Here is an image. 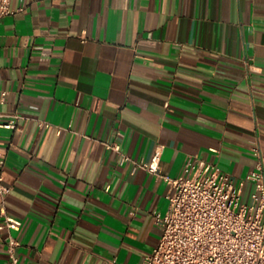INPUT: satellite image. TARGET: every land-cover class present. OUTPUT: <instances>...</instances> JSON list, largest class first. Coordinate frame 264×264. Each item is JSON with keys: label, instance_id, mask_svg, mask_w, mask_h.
Returning <instances> with one entry per match:
<instances>
[{"label": "crops", "instance_id": "obj_1", "mask_svg": "<svg viewBox=\"0 0 264 264\" xmlns=\"http://www.w3.org/2000/svg\"><path fill=\"white\" fill-rule=\"evenodd\" d=\"M11 7L0 19V112L20 119L0 135L11 188L0 223L23 221L24 263L143 264L172 184L136 162L159 149L171 178L194 156L237 181L264 163V0ZM253 191L247 182L245 201ZM8 233L0 264H10Z\"/></svg>", "mask_w": 264, "mask_h": 264}, {"label": "built area", "instance_id": "obj_2", "mask_svg": "<svg viewBox=\"0 0 264 264\" xmlns=\"http://www.w3.org/2000/svg\"><path fill=\"white\" fill-rule=\"evenodd\" d=\"M13 13L11 0H0V19ZM8 92L2 93V101ZM20 116L0 112L2 129H16ZM42 125L50 126L49 122ZM64 128L59 129V133ZM122 154V162L131 158L124 154L119 143L110 144ZM261 156V151L257 149ZM162 149L151 162H136L172 184L168 211H155L161 225L162 237L143 264H264V163L246 178L237 181L219 165L202 157H191L184 173L171 178L161 168ZM7 151L0 144V195L5 201L11 188L5 184L4 169ZM254 183L250 201L244 200V187ZM23 221L5 214L0 230H8L6 238L10 264H27L18 253L21 240L15 234Z\"/></svg>", "mask_w": 264, "mask_h": 264}]
</instances>
